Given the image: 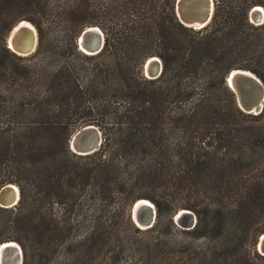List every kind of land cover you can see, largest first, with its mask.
<instances>
[{"label":"trees","instance_id":"trees-1","mask_svg":"<svg viewBox=\"0 0 264 264\" xmlns=\"http://www.w3.org/2000/svg\"><path fill=\"white\" fill-rule=\"evenodd\" d=\"M257 5L213 0L192 28L174 0H0V187H18L16 204L0 206V243L16 241L21 264L264 260L253 248L264 226L252 229L264 218V102L243 112L224 80L246 69L264 87V20L248 19ZM19 20L36 32L26 55L5 45ZM87 26L103 33L94 54L75 43ZM150 56L155 78L141 73ZM84 125L101 143L79 155L67 143ZM144 198L155 220L138 229L128 206ZM182 208L195 215L189 229L171 220ZM174 232L189 239V260L176 256Z\"/></svg>","mask_w":264,"mask_h":264},{"label":"water","instance_id":"water-1","mask_svg":"<svg viewBox=\"0 0 264 264\" xmlns=\"http://www.w3.org/2000/svg\"><path fill=\"white\" fill-rule=\"evenodd\" d=\"M211 2V10L209 11L208 15L199 16L197 19L200 23L194 25L190 18L182 19L179 17V12L182 7L185 5V0H174V11L176 14L177 19L183 25L190 26L192 28H199L205 25L208 20L210 19L212 13V0ZM186 6V5H185ZM260 7V6H259ZM252 9V8H251ZM248 12V18L250 15V11ZM262 9V7H261ZM263 13V9H262ZM263 17V15H262ZM186 19V21L184 20ZM190 19V20H188ZM250 20V18H249ZM21 20L17 21L7 32L5 36V45L9 48L12 52L18 55H26L31 53L36 44V33L35 30L33 32V42L29 38V36L24 35V33L17 29L18 23ZM26 21V20H24ZM28 22V21H27ZM79 40L81 43L88 48L92 54L98 52L103 44V34L100 29L96 26H87L82 29L76 39L75 43L77 48L85 53L82 49H80ZM155 58L152 60L148 66V73L155 78L158 76L161 70V62L158 57L150 56L148 58ZM148 58L144 60L141 65V71L144 77L149 78L146 76L145 67L148 61ZM249 74V75H248ZM259 81L257 82L256 79ZM225 83L228 88L233 92L236 105L240 110L246 113L256 114L260 112L262 108V101L264 99V87L261 81L250 71L246 69L234 68L230 69L225 78ZM101 143V134L100 131L93 125H84L77 130H75L68 139V148L75 154L84 155L95 151ZM10 183L4 184L0 187V206L1 207H10L16 204L18 200V191L16 189V195L14 196L8 187ZM133 204L134 201L129 206V217L132 222L136 225V221L143 223L144 228L149 227L154 220L155 210L153 205L149 209L145 208H138L133 213ZM185 210V209H184ZM187 218L183 220L181 217L175 219V213L172 215L173 223L178 227H184V229H189L194 225L195 217L192 212L185 210ZM134 214V215H133ZM137 226V225H136ZM261 234V233H260ZM260 235H258L259 239ZM7 242L0 243V264H21V251L19 249L18 253V260L14 258L11 260L10 255H14L13 247L11 245H7ZM15 243V242H14ZM18 246V245H17ZM256 248L259 252L264 253V240L260 241L258 245V241H256Z\"/></svg>","mask_w":264,"mask_h":264},{"label":"bare ground","instance_id":"bare-ground-1","mask_svg":"<svg viewBox=\"0 0 264 264\" xmlns=\"http://www.w3.org/2000/svg\"><path fill=\"white\" fill-rule=\"evenodd\" d=\"M211 0H185V5L182 7V9L180 10L179 12V17L182 19V17L184 18H190L191 20L192 19H196V20H192V23L194 25L196 24H199L200 22L197 20L199 18V16H204V15H208L209 11L211 10ZM262 11H261V8L260 7H254L251 11H250V19L253 20L254 22H257L258 24L262 22ZM186 19H184L186 21ZM188 19V20H190ZM258 19V20H257ZM16 30L19 29L21 30L24 35H27L29 36V38L31 39V41L33 42V32H34V27L29 23V22H26V21H21L18 23L17 27H15ZM79 45H80V49H82L85 54H92L93 52H90L88 50V48H86V46L84 44L81 43V40H79ZM152 60H155V58H149L147 63H146V67H145V72H146V76L151 78L153 77L152 75H150L148 73V66L150 64V62ZM249 75V74H248ZM254 79H256L254 77ZM257 82H259L257 79H256ZM8 187L10 188V191L12 192V194L15 196L16 195V187L12 184H9ZM151 203H149V201L147 200H144V199H139V200H136L133 204V213H135V210L138 209V208H147L150 210V207H151ZM183 214H186V211L185 210H180L178 211L176 214H175V219H177L178 217H181L183 220H185L187 218L186 215H183ZM134 215V214H133ZM140 226H143L144 224L143 223H140L138 221H136V225L138 227ZM144 227V226H143ZM263 236V237H262ZM264 240V234L260 235L259 239H258V245L260 244V241H263ZM7 245H11L13 247V252H15V254L13 255H10V258L11 260L14 259V258H17L18 260V253H19V247L17 246L16 243L14 242H7L6 243Z\"/></svg>","mask_w":264,"mask_h":264},{"label":"rangeland","instance_id":"rangeland-1","mask_svg":"<svg viewBox=\"0 0 264 264\" xmlns=\"http://www.w3.org/2000/svg\"><path fill=\"white\" fill-rule=\"evenodd\" d=\"M260 5H257V7H259ZM262 6H260V8H261ZM262 9H263V7H262ZM212 10H213V0H212ZM212 14V13H211ZM211 17V16H210ZM250 18V17H249ZM248 18V19H249ZM263 20H264V9H263V18H262ZM258 20V19H257ZM263 20H262V22H263ZM209 21V20H208ZM250 22H252L253 24H258L257 22H254L253 20H249ZM27 22V21H26ZM31 24V23H30ZM260 24V23H259ZM32 25V24H31ZM33 26V25H32ZM96 27H98V26H96ZM99 28V27H98ZM100 29V28H99ZM35 30V29H34ZM101 31V30H100ZM102 32V31H101ZM36 33V32H35ZM103 34V33H102ZM35 46H36V44H35ZM35 49V48H34ZM157 57V56H156ZM142 73V72H141ZM143 75V74H142ZM263 102H264V99H263V101H262V106H263ZM262 109V108H261ZM261 111V110H260ZM98 129V128H97ZM101 134V133H100ZM99 147V146H98ZM250 160H252V159H250ZM257 161H260V163L262 162L263 163V161H264V154L262 155V156H260V159H257ZM249 160L248 161H246V164L245 165H249ZM264 171V170H263ZM253 175H257L256 174V171H254L253 170ZM248 174H251V171L250 172H248ZM10 184H12V185H14L15 187H16V189H17V191H18V187H17V185L16 184H13V183H10ZM144 200H147V201H149V203H151L152 205H153V203L150 201V200H148V199H145L144 198ZM114 204H117V201H115L114 202ZM130 206V205H129ZM129 206H128V216H129ZM153 207H154V205H153ZM183 210L185 209V208H182ZM154 210H155V208H154ZM179 210H181V209H179ZM178 209L174 212L175 214L179 211ZM185 210H188V211H190V212H192L190 209H185ZM62 210H61V208L58 206V205H54L53 206V208H52V212L54 213V214H60V212H61ZM173 213V214H174ZM172 214V215H173ZM192 214L194 215V213L192 212ZM172 215H171V217H172ZM194 217H195V215H194ZM129 219H130V217H129ZM154 220H155V216H154ZM153 220V221H154ZM171 220H172V218H171ZM130 221H131V223L133 224V226L134 227H136V228H141V229H143L144 227L143 226H140L139 224V226L140 227H138V226H136L133 222H132V220L130 219ZM173 222V221H172ZM264 226V218H261V219H259V220H257L256 222H254L253 223V225H252V229L253 230H255L256 228H261V227H263ZM178 227V226H177ZM127 228H128V230H127V232H128V234H130V236H133V237H136V238H145L146 237V235L144 234V233H139V232H136V231H134L133 230V228L132 227H130V226H127ZM178 228H180V229H184V227H178ZM259 230V229H258ZM262 233V232H261ZM263 237V236H262ZM172 238H173V240L174 241H176L177 243H179L180 245L179 246H177V252H176V256L178 257V258H180L181 259V261H186V259H185V257H184V254L185 253H187L188 254V260L192 257V253H189L188 252V249L190 248V246H191V244L189 243V239L187 238V237H184L181 233H176V232H174L173 234H172ZM198 240H200V239H197V240H192V242H193V245L194 244H196L197 242H198ZM256 241H258V235H257V238H256ZM11 242H15L17 245H18V247H19V249H20V251H21V261H22V249H21V246L16 242V241H12L11 240ZM187 244V245H186ZM253 248H254V250H255V252L258 254V255H260V256H264V253H262V252H259L258 250H257V248H256V242H255V244L253 245ZM180 251V252H179ZM28 252H31V251H29L28 250ZM122 258H123V256H122ZM34 259L35 258H33L32 259V262L34 263ZM124 260H126V257L125 258H123L122 259V261H124ZM257 263L258 264H264V260H257Z\"/></svg>","mask_w":264,"mask_h":264},{"label":"flooded vegetation","instance_id":"flooded-vegetation-1","mask_svg":"<svg viewBox=\"0 0 264 264\" xmlns=\"http://www.w3.org/2000/svg\"><path fill=\"white\" fill-rule=\"evenodd\" d=\"M261 11H262V9H261Z\"/></svg>","mask_w":264,"mask_h":264}]
</instances>
